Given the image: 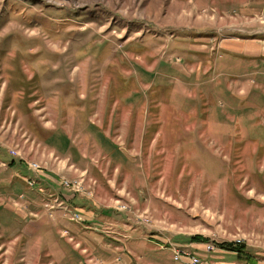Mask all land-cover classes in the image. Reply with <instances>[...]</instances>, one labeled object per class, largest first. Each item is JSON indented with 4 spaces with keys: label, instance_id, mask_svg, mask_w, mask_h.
I'll return each instance as SVG.
<instances>
[{
    "label": "rangeland",
    "instance_id": "1",
    "mask_svg": "<svg viewBox=\"0 0 264 264\" xmlns=\"http://www.w3.org/2000/svg\"><path fill=\"white\" fill-rule=\"evenodd\" d=\"M259 29L264 0H0V264H174L195 235L264 264Z\"/></svg>",
    "mask_w": 264,
    "mask_h": 264
},
{
    "label": "built area",
    "instance_id": "2",
    "mask_svg": "<svg viewBox=\"0 0 264 264\" xmlns=\"http://www.w3.org/2000/svg\"><path fill=\"white\" fill-rule=\"evenodd\" d=\"M11 155L16 156V154L13 151H10ZM32 172H37L35 169H30ZM34 178H29L27 181V184L31 187L37 184V180ZM39 179V178H38ZM62 188V187H61ZM64 191H73L77 192L74 187L70 188H62ZM39 191L41 189L39 188ZM44 206L46 208V211L49 216H53L54 211L58 208L63 211L64 216H67V218L71 221H74L76 223H83L85 218L83 217L82 213L79 210H73V207L65 202L60 196H55L54 199H52L49 202H45ZM215 249V245L211 242L205 244V251L206 252H212ZM174 257L178 261L185 260V264H207V262L199 255V254H192V253H179L178 249H173Z\"/></svg>",
    "mask_w": 264,
    "mask_h": 264
},
{
    "label": "crops",
    "instance_id": "3",
    "mask_svg": "<svg viewBox=\"0 0 264 264\" xmlns=\"http://www.w3.org/2000/svg\"><path fill=\"white\" fill-rule=\"evenodd\" d=\"M247 55H248V57H257V58L262 57L264 59V52H255L254 51V52L247 53ZM40 192H42V191H40ZM151 237L153 239L155 238L154 235H152ZM156 243L161 244L160 241H156ZM189 243H190L189 244V249L190 250L186 251V252H189V253H192V254L193 253L194 254H199L204 260H206V262L208 264H240V263H242L243 256H244L242 252H236V251H231V250H227V249H222V250H218V251H216L214 253H207L205 251V246H203L202 244L197 243V242H189ZM71 248H73V247H71ZM218 254L230 255L232 257H235V259H232V260H229V261H226L224 259H219V257H222V256H219ZM160 255H161V252L159 254V252H157V251L154 252V253H151L149 255V259L144 261L145 264H168V261L166 260V259H168V256L165 257V256H160ZM116 260L117 259H115V261ZM174 264H185V260L177 261V263L175 261Z\"/></svg>",
    "mask_w": 264,
    "mask_h": 264
},
{
    "label": "trees",
    "instance_id": "4",
    "mask_svg": "<svg viewBox=\"0 0 264 264\" xmlns=\"http://www.w3.org/2000/svg\"><path fill=\"white\" fill-rule=\"evenodd\" d=\"M8 165H10V166H13L14 165V160H10L9 161V163H8ZM61 196L64 198V199H66L68 202H74V203H76L77 201L76 200H74V195H66L65 193L64 194H61ZM81 213H83L81 210H79ZM202 240H205L203 237H201V236H199V235H195V236H193V237H191L190 239H189V241L190 242H194V241H202ZM220 248H225V249H227V250H231V251H236V252H242L243 251V246L242 245H239V243H227V244H224V245H222V244H219L218 245ZM246 258H247V256H246ZM248 259V258H247ZM249 262H253L252 261V259H251V261H249Z\"/></svg>",
    "mask_w": 264,
    "mask_h": 264
},
{
    "label": "water",
    "instance_id": "5",
    "mask_svg": "<svg viewBox=\"0 0 264 264\" xmlns=\"http://www.w3.org/2000/svg\"><path fill=\"white\" fill-rule=\"evenodd\" d=\"M252 35H264V29H259V30H256L254 31L253 33H251Z\"/></svg>",
    "mask_w": 264,
    "mask_h": 264
}]
</instances>
